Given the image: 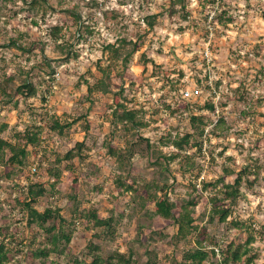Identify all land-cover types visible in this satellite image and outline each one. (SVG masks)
I'll list each match as a JSON object with an SVG mask.
<instances>
[{
    "label": "rangeland",
    "instance_id": "374dc122",
    "mask_svg": "<svg viewBox=\"0 0 264 264\" xmlns=\"http://www.w3.org/2000/svg\"><path fill=\"white\" fill-rule=\"evenodd\" d=\"M33 1L0 0V84L10 77L11 90L35 89L6 102L0 88V138L22 146L25 130H40L38 142L25 146L24 167L0 164V264H39L33 253L46 234L28 223L23 206L38 183L44 193L32 207L58 209L62 230L72 231L64 254L45 264H91L87 246L103 256L132 249L131 264H143L147 251L156 264H184L191 249H212L216 256L202 264H221L219 250L231 242L247 250L236 264H264V0ZM121 39L139 45L126 68L107 49ZM99 68L109 91L93 88L88 96ZM118 105L145 126L113 123ZM197 117L205 124L201 137V125L191 123ZM54 121L69 125L59 133ZM186 135L188 145L176 149L173 141ZM80 142L78 157L64 160ZM110 149L131 150V164L122 158L120 165ZM238 175L232 201L224 185ZM147 191L167 196L175 216L196 203L185 240L174 243L173 222L150 215ZM212 198L229 209L224 223L211 219ZM89 211L111 219L112 240L95 236L100 231L83 217ZM52 223L59 226L50 214Z\"/></svg>",
    "mask_w": 264,
    "mask_h": 264
},
{
    "label": "trees",
    "instance_id": "16d2710c",
    "mask_svg": "<svg viewBox=\"0 0 264 264\" xmlns=\"http://www.w3.org/2000/svg\"><path fill=\"white\" fill-rule=\"evenodd\" d=\"M184 1V0H180ZM38 2V0H34L33 3ZM264 18V14H263ZM154 25V17H149V21H147V26L149 29H152ZM13 47L20 48L16 42L12 41L10 43ZM139 45L137 42L127 41L126 39H121L117 42V44L113 45H107V49L111 50L115 64L121 65L123 68H126L129 64L131 58L133 57L134 53L137 51ZM99 71L101 73V77L99 79V82L94 87H88L87 94L90 96L93 93V88L99 90L102 93H107L108 87L105 83V79L109 78L108 75L104 72V69L99 68ZM12 79L6 78L2 81L0 84V88L2 89L3 94L6 96L7 100L6 102L11 101L12 97L17 95L25 98H29L35 95V89L34 86L31 83H25L14 90H11L8 86V83L11 82ZM207 109L213 110V106L211 104L206 105ZM120 109L119 111L117 109L113 110L112 115L114 116L115 121L113 123H120L123 125H129L132 129H140L145 126V124L139 120L136 116V113L133 110H128L123 105H118L117 107ZM198 123L201 125V127L198 130V135L201 137L203 135L205 124L203 123L202 119L199 117L197 118H191V123ZM69 124L63 126L60 125L57 121L53 122V125L51 126V129L53 131H58L61 133V131L68 127ZM6 128V125L3 124L0 126V132L4 131ZM39 131L38 128H35L34 130H25L22 134V138L25 141L24 145L19 144H12L11 142L7 140H3L0 138V164L2 163H9L14 164L18 167H24L26 165V148L25 146L28 144L34 145L39 140ZM189 135L184 136L180 140H174L173 146L181 150L183 149L184 145H188L189 143ZM83 143H76L75 147L69 151H67L63 159L66 161H71L74 158L78 157V151L81 149ZM199 148L201 147L200 144H198ZM147 147L150 148V145L147 144ZM109 153L117 157L118 163L121 165L123 163V159L126 160V163L130 165V160L133 156V153L131 150H127V153L125 156H122V153L124 152H117L112 149L109 150ZM8 155V156H7ZM173 159V158H170ZM5 163V164H6ZM55 177L59 176V173L56 172L54 174ZM241 184V177L238 175L234 182L232 184H226L224 185V191L223 196L227 199H231L234 201L238 194H239V187ZM207 187V185H204V188ZM126 191H133L136 192L134 188H127ZM43 187L41 184H34L33 186H30L28 189V197L30 201L24 202L23 206L28 210V223L33 224L37 226L42 232L46 234V245L43 248L37 249L33 253V258L35 260L39 261V264H45L47 259L53 255L58 254L62 255L64 254V251L66 249V246L70 243L72 231L66 232L63 231V223L64 220L59 216V210L55 209H46L44 212H39L35 210L32 207V203L39 197L43 195ZM147 191V198L154 202V210L150 212L151 216H158L165 220H171L173 224L176 226V232L173 236H171V239H173V242H180L186 239V237L190 233V225H191V210L196 205L193 201H187L185 205L182 206L181 212L178 213L177 216L174 214L175 210V204L171 202L167 196H165L163 199L158 200L157 196L148 194ZM218 198H212V208L210 211L211 219L217 218L218 222L224 223L226 221V218L229 215V209L227 208H220L219 206H216ZM143 207V204H141ZM50 214H53V219L59 220V226L57 227L56 224H48ZM88 222H91V226L95 230H99L101 235H98L97 232L95 233L96 237H105L108 239H113L114 237V226L112 224V221L110 218H99L94 212L89 211L87 214L83 216ZM116 223V222H115ZM62 225V226H61ZM251 241V238H248L246 241V244H249ZM241 246L240 245H234L233 242L229 243L224 247V249H220L219 253L222 255L221 258V264H236L241 260L242 255L247 253V250H244V252H240ZM87 255L91 259V264H104L106 261H109L110 264H131L130 259L133 256L132 249L129 250L128 256H125L124 254H120L118 252H112L107 256L95 254L92 251L91 246H87L86 250ZM5 255V251L3 248H0V263L2 260V257ZM209 256L215 257L216 252L215 250H206L204 248L199 249H191L188 251L184 257V264H202ZM146 261L143 264H156V254L154 252L147 251L146 252ZM247 263H251V259L246 260Z\"/></svg>",
    "mask_w": 264,
    "mask_h": 264
},
{
    "label": "built area",
    "instance_id": "2783aa9c",
    "mask_svg": "<svg viewBox=\"0 0 264 264\" xmlns=\"http://www.w3.org/2000/svg\"><path fill=\"white\" fill-rule=\"evenodd\" d=\"M193 93H194L195 95H197V94H198V91L195 90ZM185 95H186V96H192L189 92H185ZM31 171H32V173L36 172V168H35V166L32 167Z\"/></svg>",
    "mask_w": 264,
    "mask_h": 264
}]
</instances>
